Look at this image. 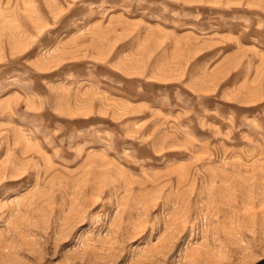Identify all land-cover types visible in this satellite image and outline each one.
Returning a JSON list of instances; mask_svg holds the SVG:
<instances>
[{
	"label": "rangeland",
	"instance_id": "obj_1",
	"mask_svg": "<svg viewBox=\"0 0 264 264\" xmlns=\"http://www.w3.org/2000/svg\"><path fill=\"white\" fill-rule=\"evenodd\" d=\"M0 264H264V0H0Z\"/></svg>",
	"mask_w": 264,
	"mask_h": 264
}]
</instances>
